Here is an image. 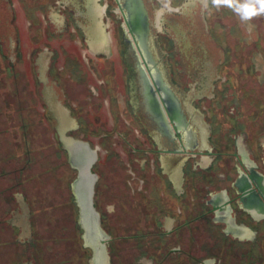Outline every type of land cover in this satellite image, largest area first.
Instances as JSON below:
<instances>
[{"label": "flooded vegetation", "instance_id": "obj_1", "mask_svg": "<svg viewBox=\"0 0 264 264\" xmlns=\"http://www.w3.org/2000/svg\"><path fill=\"white\" fill-rule=\"evenodd\" d=\"M20 65L73 225L37 210L0 146V264H264V13L0 0V80ZM73 164L93 180L90 236Z\"/></svg>", "mask_w": 264, "mask_h": 264}, {"label": "rangeland", "instance_id": "obj_2", "mask_svg": "<svg viewBox=\"0 0 264 264\" xmlns=\"http://www.w3.org/2000/svg\"><path fill=\"white\" fill-rule=\"evenodd\" d=\"M15 72L16 76H5L3 80H0V137L2 136L0 146L3 157L5 160L15 158L20 166L23 164L26 166L25 173L34 176V181L24 187L26 191H29V196L35 198L34 205L37 210H43L44 204L50 201L53 206L52 216H55L60 224L65 223L71 230L73 221L70 209L64 211L54 207L60 203L65 193L61 188V178L47 172V150L44 148L46 135L38 115L29 107L28 81L23 72V66L20 65ZM23 123L26 127L24 128L26 137L28 141L30 140L29 164H26L27 156L22 141ZM12 162L5 161V168ZM42 219H44L43 215H41ZM40 227L43 230V224Z\"/></svg>", "mask_w": 264, "mask_h": 264}, {"label": "water", "instance_id": "obj_3", "mask_svg": "<svg viewBox=\"0 0 264 264\" xmlns=\"http://www.w3.org/2000/svg\"><path fill=\"white\" fill-rule=\"evenodd\" d=\"M73 165L80 171V174L75 179L72 185L73 195L78 207V221L85 228V234H88L90 236V234L96 229L94 224L96 214L92 206L93 180L87 177V165Z\"/></svg>", "mask_w": 264, "mask_h": 264}, {"label": "clouds", "instance_id": "obj_4", "mask_svg": "<svg viewBox=\"0 0 264 264\" xmlns=\"http://www.w3.org/2000/svg\"><path fill=\"white\" fill-rule=\"evenodd\" d=\"M213 3L216 5L224 4L229 7H234L235 11L239 13L244 20H248L258 13H264V0H244L243 3H239L238 0H213Z\"/></svg>", "mask_w": 264, "mask_h": 264}]
</instances>
